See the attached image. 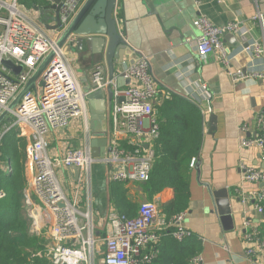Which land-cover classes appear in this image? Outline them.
<instances>
[{"label": "built area", "instance_id": "obj_1", "mask_svg": "<svg viewBox=\"0 0 264 264\" xmlns=\"http://www.w3.org/2000/svg\"><path fill=\"white\" fill-rule=\"evenodd\" d=\"M78 6L76 0H67L61 25L48 30L39 12L27 8L21 0H0V116L8 111L0 123V176L11 170L10 161L3 163V138L15 130L27 143V158L33 172L32 184L23 191V208L28 210L34 232L48 241L43 250L29 257L27 264H35L37 258L44 264H97L101 242L105 246L104 264H153L155 252L146 248L158 245L162 234L170 227H175L173 236L178 240L192 235L184 225L187 211L168 218L155 200H145L140 203L136 216L112 213L104 236L99 237L93 211V180L96 165L105 168L109 183H144L150 179L156 158L155 141L160 132L156 106L165 92L151 71L149 56L139 49H135L136 61L121 73L130 83L120 86L118 76L110 78L106 66L99 64L92 72L90 86L84 88L73 66L74 39L69 37L62 46L58 45ZM114 16L123 37L116 8ZM255 20L263 25V14L259 10ZM193 24L200 32L196 41L198 56L218 54L234 83L245 80L246 74L231 67L230 51L225 43L227 34L243 32L240 21L235 19L217 25L200 14ZM51 52L54 57L47 74L37 81L36 90L27 92L10 109ZM253 52L258 56L264 53V34L261 41L254 43ZM3 59L22 66V71L16 74L2 64ZM253 77L264 78V74ZM109 88L112 128L102 134L107 140L104 156L94 157L89 142L75 147L68 141L61 150L57 148L51 154L55 140L61 139V133L75 119L83 120L82 131L90 137L88 95ZM202 89L206 91L207 85L203 84ZM204 100L210 103L209 95L205 94ZM254 126L251 134V127L242 125L241 147L257 148L263 165L241 162L242 180L236 191L242 203L252 204L258 216L256 221L243 219L240 234L245 254L253 264H264V111L257 115ZM73 166L80 170L78 177ZM65 170L69 171L68 179H65ZM65 180L72 184L65 185ZM245 183L252 184L253 188L246 190ZM31 192L41 207L35 206ZM82 195L86 210L81 208ZM5 196V190L0 188V200ZM189 264L207 263L200 253L191 258Z\"/></svg>", "mask_w": 264, "mask_h": 264}, {"label": "crops", "instance_id": "obj_2", "mask_svg": "<svg viewBox=\"0 0 264 264\" xmlns=\"http://www.w3.org/2000/svg\"><path fill=\"white\" fill-rule=\"evenodd\" d=\"M258 10L263 14V25L255 20ZM116 11L124 43L120 42L109 53L106 46L101 48L100 42L92 50H78L74 44L73 66L82 86L86 89L90 86L92 72L99 64L106 66L109 76L115 67L114 76H119L136 61L135 49H139L149 56L151 71L165 92L159 98L156 111L166 94L182 97L202 109L203 137L200 152L195 159L199 165L197 167L193 164L190 204L184 225L201 240L202 255L207 264H253L245 254L240 228L245 217L256 221L258 216L252 204L242 203L236 189L242 180L241 162L263 165L257 148L241 147V127L248 124L251 127L249 132L253 134L256 117L264 111V78L253 77L264 74V53L258 56L253 52L254 43L261 41L264 34V0H117ZM200 14H205L217 25L235 19L240 21L244 27L243 32L234 34L235 37L227 34L225 43L230 51L231 67L246 74L245 80L234 83L218 54L211 53L203 58L198 56L196 41L200 32L193 22ZM52 15L53 11H50L47 16ZM203 84L207 85L206 91L202 89ZM205 94L209 95L210 103L204 100ZM211 114L217 116L216 128H211L212 133L207 127ZM111 120L108 100L101 125L93 128L90 115V137L82 131L83 120L75 119L61 133V139L55 140L51 154L57 148L61 150L67 141L75 147H81L87 142L91 145L92 139L102 137L112 128ZM28 169L30 186L33 181L30 164ZM94 172L93 211L98 236L103 237L110 215L117 211L111 203L110 183L105 168L96 165ZM64 174H67L65 179H68L69 171L65 170ZM64 184L69 186L72 182L65 180ZM125 187L132 201L140 204L148 200L141 183H125ZM220 188H228L230 191L235 227L228 231L223 227L211 193ZM244 188L250 190L253 187L245 183ZM173 197L174 190L167 187L152 200L161 206ZM82 199L81 208L86 210L84 195ZM167 241L165 231L158 245L146 248V251L155 252L154 261L162 247L166 251L171 250L167 247ZM99 245L97 264H104L105 246L102 242Z\"/></svg>", "mask_w": 264, "mask_h": 264}, {"label": "trees", "instance_id": "obj_3", "mask_svg": "<svg viewBox=\"0 0 264 264\" xmlns=\"http://www.w3.org/2000/svg\"><path fill=\"white\" fill-rule=\"evenodd\" d=\"M21 3L34 8L50 2L21 0ZM156 112L160 125L155 141L156 158L150 179L141 185L148 200L167 187L174 190V197L161 205L162 213L171 218L189 208L193 161L201 149L204 118L199 106L176 96H166ZM1 147L3 155L10 161L11 170L0 176V188L6 192L5 198L0 200V264H27L29 250H43L45 239L30 235V221L21 214L23 191L28 186L26 146L16 131L11 130L3 138ZM109 191L111 203L118 213L130 217L138 214L140 204L129 199L125 183L110 182ZM174 229L172 226L166 231L167 247L171 250L162 247L153 264H189L191 258L202 253L198 236L192 234L178 240L173 236ZM35 264L44 262L37 258Z\"/></svg>", "mask_w": 264, "mask_h": 264}, {"label": "water", "instance_id": "obj_4", "mask_svg": "<svg viewBox=\"0 0 264 264\" xmlns=\"http://www.w3.org/2000/svg\"><path fill=\"white\" fill-rule=\"evenodd\" d=\"M50 3L47 6L39 7L35 6L33 9L40 13L42 19L46 20V27L48 30L57 29L61 23V14L63 12V5L67 0H49ZM79 4L78 10L72 18L69 26L60 38L58 45L62 46L69 37L74 39V43L78 50H92L95 45L97 46L100 42L101 48L107 47L109 51L117 46L120 42L124 43V40L120 36L117 30L116 19L114 16V10L116 8L117 0H76ZM50 11H53L52 16H47ZM49 21L54 22L50 24ZM227 36H234V34H228ZM95 49V48H94ZM90 54V51L89 53ZM54 57V52H51L44 61L37 68L33 76L28 81L25 88L20 92L17 98L10 105V109H13L29 92L30 90H36L37 81L44 74L48 72L49 64ZM2 64L7 68L13 70L16 74L22 71V66H16L13 61L3 59ZM115 74V67L111 69L110 78H113ZM118 84L120 86L130 83V80H124L123 75L120 74L118 77ZM44 84V82H42ZM107 94H109L107 98ZM112 91L109 88L107 93L104 89H98L88 95V106L89 112L92 118V126L96 128L101 125L102 120L105 119V108L106 102L111 98ZM8 114L5 111L0 116V123ZM217 116L211 114L210 119L207 123L208 131L215 130V122ZM212 128V130H211ZM107 140L105 137H98L91 140V151L94 157L104 156L106 150ZM198 167L199 161L195 163ZM75 171V175L78 177L79 168L76 166L72 167ZM213 198L216 203L217 212L221 217L222 224L225 230H231L234 226L233 214L231 208V197L228 188H220L213 190Z\"/></svg>", "mask_w": 264, "mask_h": 264}, {"label": "rangeland", "instance_id": "obj_5", "mask_svg": "<svg viewBox=\"0 0 264 264\" xmlns=\"http://www.w3.org/2000/svg\"><path fill=\"white\" fill-rule=\"evenodd\" d=\"M24 144H25V146H26V141H24ZM26 148V147H25ZM26 154H27V150H26ZM3 163L5 164V163H7V157L6 156H4L3 155ZM28 164H29V161H28V158H27V166H28ZM29 170V169H28ZM94 174H95V172H94ZM66 176H67V174H66ZM29 188V184H28V186L26 187V189H28ZM31 199H32V201H33V203L35 204V206L36 207H41V205H40V203H39V201H38V199H37V197L31 192ZM24 206H25V204H24ZM21 214H23L25 217H27V218H29L28 217V210L27 209H25V210H21ZM29 221H30V219H29ZM30 224H29V232H30V235L31 236H33V235H35V236H38L35 232H34V229H33V227L31 226L32 224V222L30 221L29 222ZM38 237H40V238H43V239H45V246H46V244H47V239L46 238H44V237H42V236H38ZM41 249H39V248H36L35 250H29V254H30V256L33 254V253H36V252H38V251H40ZM29 256V257H30Z\"/></svg>", "mask_w": 264, "mask_h": 264}]
</instances>
